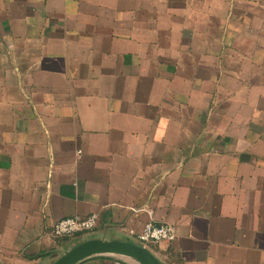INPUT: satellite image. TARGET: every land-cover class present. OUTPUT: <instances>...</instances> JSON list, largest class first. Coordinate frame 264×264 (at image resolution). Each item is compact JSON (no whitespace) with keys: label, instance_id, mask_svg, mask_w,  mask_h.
Instances as JSON below:
<instances>
[{"label":"crops","instance_id":"obj_1","mask_svg":"<svg viewBox=\"0 0 264 264\" xmlns=\"http://www.w3.org/2000/svg\"><path fill=\"white\" fill-rule=\"evenodd\" d=\"M147 222L161 264H264V0H0V264Z\"/></svg>","mask_w":264,"mask_h":264},{"label":"water","instance_id":"obj_2","mask_svg":"<svg viewBox=\"0 0 264 264\" xmlns=\"http://www.w3.org/2000/svg\"><path fill=\"white\" fill-rule=\"evenodd\" d=\"M97 257H116L135 264H161L146 247L117 239L90 238L72 245L54 259L52 264H81Z\"/></svg>","mask_w":264,"mask_h":264},{"label":"built area","instance_id":"obj_3","mask_svg":"<svg viewBox=\"0 0 264 264\" xmlns=\"http://www.w3.org/2000/svg\"><path fill=\"white\" fill-rule=\"evenodd\" d=\"M96 225L97 216L94 214L84 219L64 218L53 225L52 233L55 238H68V241L73 242L77 235L93 232ZM133 237L134 243L149 249L150 246L158 243H172L176 238V233L172 225H155L147 222Z\"/></svg>","mask_w":264,"mask_h":264},{"label":"trees","instance_id":"obj_4","mask_svg":"<svg viewBox=\"0 0 264 264\" xmlns=\"http://www.w3.org/2000/svg\"><path fill=\"white\" fill-rule=\"evenodd\" d=\"M82 235H87V234H79V235H77V237H79V236H82ZM63 240H68V238H62ZM129 242V241H128Z\"/></svg>","mask_w":264,"mask_h":264},{"label":"rangeland","instance_id":"obj_5","mask_svg":"<svg viewBox=\"0 0 264 264\" xmlns=\"http://www.w3.org/2000/svg\"><path fill=\"white\" fill-rule=\"evenodd\" d=\"M76 244V243H75Z\"/></svg>","mask_w":264,"mask_h":264}]
</instances>
